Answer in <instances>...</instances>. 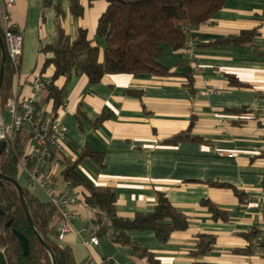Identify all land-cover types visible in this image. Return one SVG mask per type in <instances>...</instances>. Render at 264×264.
<instances>
[{"label":"crops","instance_id":"crops-1","mask_svg":"<svg viewBox=\"0 0 264 264\" xmlns=\"http://www.w3.org/2000/svg\"><path fill=\"white\" fill-rule=\"evenodd\" d=\"M76 1L82 8L78 16L70 10L71 0H16L9 8L11 21L22 34L11 95L30 94L29 81L40 74L46 57L39 48L55 39L58 28L71 39L84 29L103 62L104 39L95 31L107 1ZM1 14L0 1L3 32ZM256 26L258 34L249 43L216 42ZM190 37L200 67L197 72L191 71L184 50L173 51L162 44L159 61L172 73L167 77L120 73L105 75L94 85L85 76L57 78L54 83L64 86L62 102L66 103L57 110L67 134L61 160L76 159L83 148L102 153L101 165L85 158L76 171L83 179L113 190L121 217L151 211L156 192L166 194L187 217V228L173 232L163 243L151 231L129 232L131 241L162 264H262L257 240L264 224V155L259 151L264 142V0H225ZM53 71L48 66L45 78H51ZM188 71L192 91L184 77ZM226 75L245 86H232ZM129 90L139 91L140 96ZM36 97L50 114L45 91ZM101 112L109 116L95 126ZM187 129L197 139L168 141ZM51 168L62 185V161ZM16 179L32 196L47 201L44 191L28 182L22 161ZM204 199L225 211L226 219H213L201 203ZM80 202L70 231L58 241L71 250L76 264H148L139 253L108 236L97 237V244H92L93 212ZM200 234L213 235L215 241L208 254L196 258L192 252Z\"/></svg>","mask_w":264,"mask_h":264},{"label":"trees","instance_id":"trees-1","mask_svg":"<svg viewBox=\"0 0 264 264\" xmlns=\"http://www.w3.org/2000/svg\"><path fill=\"white\" fill-rule=\"evenodd\" d=\"M107 6L97 20L95 34L104 39V59L98 60V46L87 39L86 31L78 29L74 38H70L61 28L57 29L55 39L39 48L46 55L40 76L45 78V70L54 68L51 81L46 84L44 101L50 114L57 118L65 88L58 87L54 81L59 77L68 80L72 75L85 76L89 85L97 84L105 75L130 74L138 76L149 74L154 77H167L172 74L159 61L162 44L173 51L184 50L186 35L185 25L196 28L212 18L224 5L225 0H106ZM70 10L73 15L82 13L76 0H71ZM258 34V26L243 30L238 34L218 39L216 42L232 44L249 43ZM3 42V32L0 28ZM1 61V52H0ZM232 86H245L232 75H226ZM186 84L192 91L193 77L188 71L184 74ZM14 70L5 53L2 83L0 89V113L12 94ZM129 93L140 96L139 91ZM40 108V105L38 106ZM109 116L101 112L95 126ZM197 139L187 129L175 134L168 141ZM28 133L17 130L12 134L5 151L0 157V173L16 179L19 161L26 167L32 164V157L27 152ZM92 158L102 164V153L83 148L74 160H62L60 173L77 189L79 199L93 212L89 219L91 233L96 237L108 236L111 241L129 246L139 256L146 258L148 264H162L152 253L139 247L129 238L130 231H151L158 242L167 241L175 231L188 226L187 217L177 210L166 194L157 191L151 211L137 212L132 217H121L116 213L115 194L112 189L93 184L83 179L76 171L78 163ZM17 180V179H16ZM214 186H226L223 183H211ZM24 198L37 233L49 247L41 245L33 233L21 207L16 188L9 182L0 180V249L6 264H76L71 250L62 246L56 239V225L59 222L57 210L48 202H41L26 189ZM233 191L240 195L237 189ZM203 206L211 212L213 219H226V212L220 210L209 200H202ZM9 222V226L6 224ZM12 229L24 235L28 240V253L24 254ZM247 238L250 235H245ZM196 248L192 255L200 258L210 252L215 237L208 234L197 236ZM195 264H209L197 261Z\"/></svg>","mask_w":264,"mask_h":264},{"label":"built area","instance_id":"built-area-1","mask_svg":"<svg viewBox=\"0 0 264 264\" xmlns=\"http://www.w3.org/2000/svg\"><path fill=\"white\" fill-rule=\"evenodd\" d=\"M2 9L3 44L9 64L17 74L19 58L22 52V34L17 25L11 21L9 8L15 4L16 0H0ZM186 42L184 46L185 59L193 72L200 71V67L195 62L193 51V41L190 33L194 27L185 25ZM51 78H41L37 73L29 81L30 94L14 93L7 101V111L10 119L3 121L0 115V139H5L8 143L12 134L20 129L28 133L27 152L33 161L30 167H23L27 174L28 182L44 191L47 201L57 210L59 214V226L56 239L63 240L65 234L70 231L71 220L75 217V209L81 203L78 192L67 180L60 185L52 171L53 166L61 164V154L64 153V145L67 140L66 129L58 118L40 106L37 95L45 91L46 84ZM66 107L63 101L61 109ZM260 153L264 155V142L260 146ZM232 155V153H229ZM51 164L53 166H51ZM97 237L91 236L90 242L97 244ZM262 264H264V224L261 228V236L257 240Z\"/></svg>","mask_w":264,"mask_h":264},{"label":"water","instance_id":"water-1","mask_svg":"<svg viewBox=\"0 0 264 264\" xmlns=\"http://www.w3.org/2000/svg\"><path fill=\"white\" fill-rule=\"evenodd\" d=\"M0 52H1V61H0V89H1V83H2V76H3V68H4V63H5V50H4V45L0 36ZM7 146L6 140L5 139H0V157L2 156L3 152L5 151ZM0 180H4L7 181L9 183H11L17 190L18 193V198L21 204V207L23 209V212L27 218V221L33 231V233L35 234V236L37 237L38 241L41 243V245L43 247H45V249L49 250V247L46 245V243L44 242V240L41 238V236L37 233L35 227H34V223L33 220L30 216L27 204L25 202V198H24V190L21 187V185L19 184V182L16 179H13L7 175H4L2 173H0ZM7 226H9V222L6 224ZM12 233L16 236V238L18 239L21 249L23 251L24 254L28 253V240L27 238L22 235L21 233L17 232L16 230L12 229ZM0 264H6L5 261V256L3 251L0 250Z\"/></svg>","mask_w":264,"mask_h":264},{"label":"rangeland","instance_id":"rangeland-1","mask_svg":"<svg viewBox=\"0 0 264 264\" xmlns=\"http://www.w3.org/2000/svg\"><path fill=\"white\" fill-rule=\"evenodd\" d=\"M1 116L3 121L8 122L10 119L9 113L7 112L6 105L3 107L1 111ZM56 177H58V174H56Z\"/></svg>","mask_w":264,"mask_h":264},{"label":"flooded vegetation","instance_id":"flooded-vegetation-1","mask_svg":"<svg viewBox=\"0 0 264 264\" xmlns=\"http://www.w3.org/2000/svg\"><path fill=\"white\" fill-rule=\"evenodd\" d=\"M4 45V44H3ZM5 50V49H4Z\"/></svg>","mask_w":264,"mask_h":264}]
</instances>
